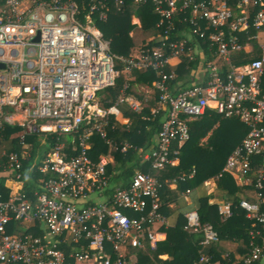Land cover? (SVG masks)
Wrapping results in <instances>:
<instances>
[{"label":"built area","instance_id":"2783aa9c","mask_svg":"<svg viewBox=\"0 0 264 264\" xmlns=\"http://www.w3.org/2000/svg\"><path fill=\"white\" fill-rule=\"evenodd\" d=\"M148 1L159 16L160 45L146 43L123 58L112 52L98 22H107L111 11L123 9L126 0H0V130L19 126L22 148L28 136H58V144L38 169L45 178L33 193L25 189L19 154L0 156V169L6 164L17 171L9 198L0 201V264H149L140 255L155 252L165 235L161 229L170 228L161 211L164 184L155 172L178 163L179 150L191 137L190 123L209 110L238 118L248 127L217 178L229 173L255 189L257 201L244 199L240 207L253 227L264 230V45L258 58L242 66L231 63L234 54L244 50L243 34L264 31V0L135 3ZM177 14L188 33L179 30L186 38L169 41L178 32ZM193 38H208L216 45L215 53L230 63L229 71L223 75L211 62L206 83L174 91L170 83L176 74L167 70L172 59L190 55ZM119 64L129 76L135 70L156 73L153 87L159 107L152 112H166L154 149L143 155L148 171L136 172L125 188L112 185L108 175L117 146L107 140V128L111 117L121 115L126 99L120 97L105 110L95 105L98 93L116 85ZM130 108L138 112L143 106L134 102ZM94 134L110 146L109 155L97 160L90 154ZM129 148L125 144L122 151ZM219 213L230 218L232 204L224 203ZM185 219L186 232L202 234V248L221 241L212 224L201 222L198 211L188 212ZM248 248L234 264L263 259L264 233L252 231ZM200 263L214 264L203 253Z\"/></svg>","mask_w":264,"mask_h":264},{"label":"trees","instance_id":"16d2710c","mask_svg":"<svg viewBox=\"0 0 264 264\" xmlns=\"http://www.w3.org/2000/svg\"><path fill=\"white\" fill-rule=\"evenodd\" d=\"M134 15L140 20V28L138 25L132 24ZM180 17L179 14L174 17L178 32L177 34H171L169 41L186 38L180 35L181 31L179 30H186L182 27H187L179 23ZM158 22L159 16L155 13L154 6L150 1L145 4H136L135 0H126L123 9L111 11L108 21L105 23L98 22V27L105 38L111 42L112 52L118 57L128 58L132 55V50L135 47L136 32L138 30L149 37L153 36L152 39L147 41L149 47L160 45L158 36L160 33L162 34V31L157 29ZM131 32H133L132 35ZM186 32L188 33V29ZM256 34H258V31L255 29H250L248 34H243L242 43H249L254 51L249 56H244L243 51L234 54L233 63L235 65L254 60L255 55L260 52L259 45L253 38ZM144 44L142 47L145 46ZM189 45L194 47L191 51L187 50L190 55L183 56L178 66L171 65V68L167 70L168 73L174 72L176 74V78L170 83L171 89L192 87L194 80L197 79L198 72L205 76L203 83H206L209 80L210 70L208 65L218 59L215 53L217 46L213 45L208 38H193L189 40ZM195 49L198 51H194ZM118 70L121 72V76L117 79L116 85L97 94V97L102 94L105 95L107 101H105L104 108L107 109L114 105L123 92V98L134 97L142 101L143 106L142 111L137 112L132 110L125 103L126 101L123 102L122 104L126 105L123 108V117L127 118L128 121L123 123V118L119 120L112 117L107 128V140L117 146V149L112 151L114 159L113 163L107 168L108 175L112 185L125 188L129 186L136 172L148 171L147 165L143 162V155L154 149L166 112L163 110L156 114L152 112L153 109L159 106V93L154 92L153 87V83L157 80L154 71L135 70L129 77H126L122 74L123 67L121 64L118 65ZM220 70L225 75L228 73L229 68L223 65ZM137 87L152 88L151 97L153 99L135 91ZM261 89L264 94V74L261 79ZM20 131L19 126L9 125L4 130H0V156L4 151H7L8 154L11 152L19 154L23 162L20 172L22 179L25 181V189L27 192L33 193L38 190V187H41L40 184L42 183L39 179L45 178L39 173L38 169L41 167L45 156L58 144V136L51 138L46 135H31L27 138L26 147L22 148L19 137H17ZM247 133L248 127L238 118H225L216 111L209 110L200 120L190 123L191 137L180 150L178 148L177 165H169L164 171L155 172V175L159 179V176H161L162 180L178 181L177 190L185 192L192 186L202 184L219 175L225 167L228 156L242 143ZM90 144V154L94 160H97L101 155H109L110 146L99 134L92 135ZM125 144H128L130 148L123 152L122 149ZM1 167L0 201H6L10 196L11 182L15 180L17 171L8 168L6 164ZM193 171H196L195 176L189 178ZM182 176H185V180H180ZM218 187L225 191L226 200L232 204V216L224 219L219 213L218 205L213 204L209 196L201 200L198 209L201 222L212 224L220 239L245 242L249 246L252 231L264 233L260 225L253 227V221L247 219L246 212L240 207V202L244 199L252 202L257 201L256 197L253 200L249 198L250 193L256 194L255 189L249 186H237L230 174H225L218 181ZM167 191L168 187L163 185V189L160 191L163 214L169 203ZM107 194L110 195L111 193ZM185 224L186 219L175 228H162L161 233H166V239L158 243L155 252L147 249L148 254H142L141 259L149 264H203L200 263L203 253L200 244L203 236L202 234L186 232L184 230ZM257 243H260L259 239ZM249 250L247 253H249ZM213 254L214 252L211 249L208 254H205L211 257V262L215 261V258L212 257ZM163 255H168L169 258L162 260L160 257ZM151 256H153V259ZM227 260L224 259L222 263L228 264Z\"/></svg>","mask_w":264,"mask_h":264},{"label":"crops","instance_id":"0c3cea01","mask_svg":"<svg viewBox=\"0 0 264 264\" xmlns=\"http://www.w3.org/2000/svg\"><path fill=\"white\" fill-rule=\"evenodd\" d=\"M132 24L138 25L139 28L141 27L140 20H139V18L136 15H134L133 18H132ZM133 32H131V35L133 34ZM138 32H141V30H138L136 33H138ZM152 37L153 36L149 37V39H152ZM253 38H255V41L257 42L259 47L264 45V42H262V40L264 39V31L259 32ZM244 45H245L244 46V50L242 52L244 54V56L251 55L253 53V52H251L253 47L249 43L244 44ZM134 53H136V52L134 51ZM257 54L260 55V52L257 53ZM257 54L255 55V59L258 58ZM180 61L181 60L177 59V58L172 59L171 60V65L178 66L180 64ZM215 62L218 64L219 67H221L223 65H226V66H228V68H230V63L229 62H224V61H221L220 59H217V61H215ZM231 63L233 65H235L233 63V61ZM247 63L236 65V66H242V65H245ZM173 68H175V67H173ZM197 74H198L197 75V79L194 80L195 81L194 85L202 83L204 81V79H205V76L203 74H201L199 72ZM125 76H126V74H125ZM181 84H183V82H181ZM137 88H138V91H139L138 93H143V95L145 94V96H149L150 99H153L151 97V93H153V89L152 88H148V87H137ZM137 88H135V89H137ZM177 90H180V88L179 89H177V87L174 88V91H177ZM123 95H124V92L121 94L120 97H123ZM100 96H104V98H105L104 94H102ZM105 101H107L106 98L104 99V103L103 104L100 103V102H97V97H96L95 105L99 109L105 110V108H104ZM134 102L135 103H142V101H140L138 99H135L134 97L126 98V102L125 103L130 106V103H134ZM120 106H121L120 110L122 111L121 115L119 117H115V116H113V117L118 118L119 120H120V118L121 119L123 118L122 119L123 123H126L128 121V119L123 117V115H124L123 114V108H125L126 105L125 104H121ZM155 109H157V108H155ZM111 119H112V117L110 118V121H111ZM225 174H229V173H225ZM159 177L161 179V176H159ZM217 177H218V175L215 176L212 179H209V180L205 181L202 184H198V185L192 186L191 188L188 189V190H190L189 193H187L186 191L185 192H181V191L177 190L178 189V181L174 182V180H170V179H164V180L161 179L163 184L168 187L167 200L169 201V203L167 205L166 210H164V214H165V217L167 219V223L169 224L170 229L175 228L180 223L184 222L185 214H187L188 212H190V211H198V209L200 207L201 200L204 197H209L210 196L211 197L210 198L211 202L213 204L218 205V208L220 206H222L224 203L229 202L228 200H226L227 196H225V191L221 190L218 187V181L222 177L220 179H218ZM232 178L234 179V181L237 184V186H239V187L245 186V184L241 181V179H236L235 176H232ZM249 198H251L252 200L254 199L253 192H252V194L250 193ZM165 239H166V233L162 237V241H164ZM193 244H194V242H193ZM210 249L214 252V254L212 255V257L215 258V261L213 262L214 264H223L222 261H224V259H228V258H226L227 255L230 256V258L228 259L230 263L228 262V260H227V263L228 264H234V262H238L239 260H241L247 254L249 248H248V246H247V244L245 242H235V241H231V240H223V239H221V241L218 244H216V245L202 248L203 254L204 253L208 254V251ZM140 256H143V255L141 254ZM160 258L162 260H166L169 257H168V255H163ZM156 264H158V263H156ZM255 264H264V257H263V259L261 261L255 263Z\"/></svg>","mask_w":264,"mask_h":264},{"label":"rangeland","instance_id":"374dc122","mask_svg":"<svg viewBox=\"0 0 264 264\" xmlns=\"http://www.w3.org/2000/svg\"><path fill=\"white\" fill-rule=\"evenodd\" d=\"M134 33H135V31H134ZM137 37H136V40H135V47L133 48V51H132V53L133 54H136V53H134V51L136 52V51H138L141 47H142V45L145 43H147V41H148V39H149V36H147V35H145L144 33H142V32H138L137 33V35H136ZM262 42H264V39L262 40ZM144 44V45H145ZM122 74H124L125 75V73L123 72V70H122ZM126 77H129L128 75H126ZM135 91H137V92H139L138 91V89H135ZM104 96H98L97 97V102H100V103H104ZM37 123L38 124H41V123H43L41 120H37ZM5 153H7V151H4ZM3 152V153H4Z\"/></svg>","mask_w":264,"mask_h":264},{"label":"water","instance_id":"95a60500","mask_svg":"<svg viewBox=\"0 0 264 264\" xmlns=\"http://www.w3.org/2000/svg\"><path fill=\"white\" fill-rule=\"evenodd\" d=\"M36 41H39V37L36 38ZM0 68H4V65L0 64Z\"/></svg>","mask_w":264,"mask_h":264}]
</instances>
